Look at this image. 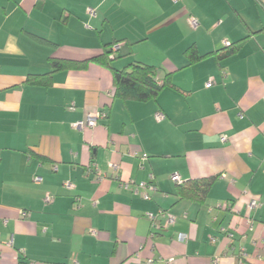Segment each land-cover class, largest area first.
<instances>
[{
  "label": "crops",
  "instance_id": "obj_1",
  "mask_svg": "<svg viewBox=\"0 0 264 264\" xmlns=\"http://www.w3.org/2000/svg\"><path fill=\"white\" fill-rule=\"evenodd\" d=\"M263 27L264 0H0V264H238L241 249L264 264ZM114 42L113 67L168 75L154 99L115 96L93 62L26 82ZM189 47L206 56L189 63ZM209 177L202 201L177 194ZM124 181L155 189L144 199Z\"/></svg>",
  "mask_w": 264,
  "mask_h": 264
},
{
  "label": "trees",
  "instance_id": "obj_2",
  "mask_svg": "<svg viewBox=\"0 0 264 264\" xmlns=\"http://www.w3.org/2000/svg\"><path fill=\"white\" fill-rule=\"evenodd\" d=\"M262 30L264 31V27ZM40 40L45 41L41 38ZM114 44L116 42L107 44L100 54L84 60L50 58L49 65L51 71L42 75L30 74L27 76L26 82L29 84L46 85V78H49L55 71L85 68L89 63L93 62L110 69L115 96L124 100L146 101L154 99L158 92L169 84L167 80L168 75L159 82L157 68L153 65L140 62H132L122 69L113 67L112 46ZM240 44L241 40L230 43L222 48L220 52L216 51L210 54L216 55V58L220 61L226 55L236 51L240 47ZM185 54L189 63L196 62L206 56L200 55L195 47H189L185 51ZM214 180L215 177H209L179 183L177 194L183 198L202 201Z\"/></svg>",
  "mask_w": 264,
  "mask_h": 264
},
{
  "label": "built area",
  "instance_id": "obj_3",
  "mask_svg": "<svg viewBox=\"0 0 264 264\" xmlns=\"http://www.w3.org/2000/svg\"><path fill=\"white\" fill-rule=\"evenodd\" d=\"M87 12L89 15L91 16H94L95 15V10L91 7H88L87 9ZM189 23L192 27H197V20L194 18V17H190L189 18ZM112 50H114V47L112 48ZM211 81H209L207 84H210ZM70 109H74V106L71 105L69 107ZM102 113L99 111V112H93V113H87L85 115V117L81 120H78L76 122H74L72 125L73 127L75 128H78V129H83V128H87V127H94L96 124H97V120L99 117H101ZM164 118V114L161 113V112H157L155 114V119L156 120H161ZM225 137H222V140H224ZM109 167L112 169V170H117L118 169V166L114 163H109ZM53 169H56V167H53ZM152 177L150 178V181H151ZM171 179L175 182H179V176L178 175H172L171 176ZM34 181L35 182H40L41 181V177L40 176H35L34 177ZM138 182V183H134V182H122L121 183V187L124 188V189H128L131 187V190L134 192V193H140L141 197L144 198V199H149V194L147 191L149 190H153L155 189L154 185L150 182ZM63 186L67 189H72L74 187V184L67 180V181H64L63 182ZM49 197H46V200H48ZM258 205L257 201L255 200H251L249 203H248V208L249 209H253L254 207H256ZM164 215L165 217V223L166 224H173L175 222V216L170 214V213H167V212H162V211H159L158 215ZM147 216L148 218L151 220V221H155L156 219V215H154L153 213L151 212H148L147 213ZM229 236H232L231 234ZM179 239L181 240H184L186 237L184 234H179ZM247 257V254L245 253L244 249H241L240 251V255L239 257L237 258V262L238 264H243L244 260L246 259ZM149 263H151V260H149ZM165 264H173V259L172 258H169ZM212 264H218L217 263V257H215L213 260H212Z\"/></svg>",
  "mask_w": 264,
  "mask_h": 264
}]
</instances>
